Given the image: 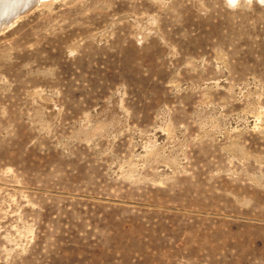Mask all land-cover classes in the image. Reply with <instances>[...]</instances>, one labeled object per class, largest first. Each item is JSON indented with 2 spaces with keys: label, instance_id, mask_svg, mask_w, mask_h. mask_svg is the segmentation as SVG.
<instances>
[{
  "label": "rangeland",
  "instance_id": "obj_1",
  "mask_svg": "<svg viewBox=\"0 0 264 264\" xmlns=\"http://www.w3.org/2000/svg\"><path fill=\"white\" fill-rule=\"evenodd\" d=\"M11 20L0 264H264V0H41Z\"/></svg>",
  "mask_w": 264,
  "mask_h": 264
},
{
  "label": "bare ground",
  "instance_id": "obj_2",
  "mask_svg": "<svg viewBox=\"0 0 264 264\" xmlns=\"http://www.w3.org/2000/svg\"><path fill=\"white\" fill-rule=\"evenodd\" d=\"M38 1L41 0H0V26L3 23H5L7 19L10 20V18H12L13 20L14 18H16L20 13V10L27 9L31 5L37 3ZM186 193H188V191ZM196 194L200 197H209V198H216L217 196L218 197L220 196L212 191L205 192L200 189L196 191Z\"/></svg>",
  "mask_w": 264,
  "mask_h": 264
},
{
  "label": "clouds",
  "instance_id": "obj_3",
  "mask_svg": "<svg viewBox=\"0 0 264 264\" xmlns=\"http://www.w3.org/2000/svg\"><path fill=\"white\" fill-rule=\"evenodd\" d=\"M232 6H234L235 4V0H231Z\"/></svg>",
  "mask_w": 264,
  "mask_h": 264
}]
</instances>
